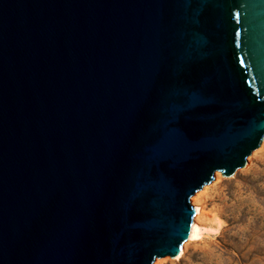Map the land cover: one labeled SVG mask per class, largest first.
<instances>
[{"label":"water","instance_id":"95a60500","mask_svg":"<svg viewBox=\"0 0 264 264\" xmlns=\"http://www.w3.org/2000/svg\"><path fill=\"white\" fill-rule=\"evenodd\" d=\"M264 140V0H0V264H153Z\"/></svg>","mask_w":264,"mask_h":264},{"label":"rangeland","instance_id":"374dc122","mask_svg":"<svg viewBox=\"0 0 264 264\" xmlns=\"http://www.w3.org/2000/svg\"><path fill=\"white\" fill-rule=\"evenodd\" d=\"M217 173L191 202L204 200L209 219H221L218 232L187 240L179 259L166 256L153 264H264V140L233 175Z\"/></svg>","mask_w":264,"mask_h":264},{"label":"bare ground","instance_id":"6f19581e","mask_svg":"<svg viewBox=\"0 0 264 264\" xmlns=\"http://www.w3.org/2000/svg\"><path fill=\"white\" fill-rule=\"evenodd\" d=\"M218 175L220 176L222 174L220 172H218L217 176ZM201 200H202L201 198L200 199L194 198V200H193V205H197L199 207L196 211V215L194 218L193 228H192L191 235L189 238L190 241L202 238V236H204L206 234L218 232L219 227L221 226V219L220 218H217L215 221L214 217H213L214 215L212 214L211 216L213 218L209 219V215L211 214V212L206 211V204H204V200L203 201H201ZM207 212L210 214H208ZM218 217H220V216H218ZM215 218H216V216H215ZM183 253H184V249L182 248V250L179 253V255L177 256V258L179 259Z\"/></svg>","mask_w":264,"mask_h":264}]
</instances>
